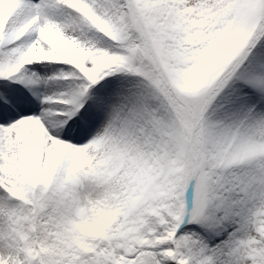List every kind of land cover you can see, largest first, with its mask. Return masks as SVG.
Instances as JSON below:
<instances>
[{"label":"snow or ice","instance_id":"1","mask_svg":"<svg viewBox=\"0 0 264 264\" xmlns=\"http://www.w3.org/2000/svg\"><path fill=\"white\" fill-rule=\"evenodd\" d=\"M0 264H264V0H0Z\"/></svg>","mask_w":264,"mask_h":264}]
</instances>
